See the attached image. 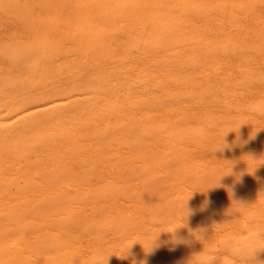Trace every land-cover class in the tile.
<instances>
[{
    "label": "bare ground",
    "instance_id": "bare-ground-1",
    "mask_svg": "<svg viewBox=\"0 0 264 264\" xmlns=\"http://www.w3.org/2000/svg\"><path fill=\"white\" fill-rule=\"evenodd\" d=\"M105 261L264 264V0H0V264Z\"/></svg>",
    "mask_w": 264,
    "mask_h": 264
},
{
    "label": "clouds",
    "instance_id": "clouds-1",
    "mask_svg": "<svg viewBox=\"0 0 264 264\" xmlns=\"http://www.w3.org/2000/svg\"><path fill=\"white\" fill-rule=\"evenodd\" d=\"M229 195H230V196L232 195V192H231L230 189H229ZM185 207H186V205H185ZM186 210H187V215H188V214H189V210L187 209V207H186ZM158 234H159V233H157V234L155 235V237L152 238V239L150 240V248H149V250H147L146 252H151V251L153 250V248L156 246L155 242H156V240H157ZM192 235H193V236L195 237V239H197V240H201V241H203V239H204V233H203V230H200V231H197V232H193ZM197 237H199V239H198ZM175 242H176V243H186L187 241H183V240H175ZM127 251H128V250H127ZM250 256H251V255H250ZM106 260H107V259H106ZM213 261H214V260H213ZM213 261H209L208 264H213ZM105 264H106V261H105ZM142 264H146V262H142ZM197 264H202V262H197Z\"/></svg>",
    "mask_w": 264,
    "mask_h": 264
},
{
    "label": "rangeland",
    "instance_id": "rangeland-1",
    "mask_svg": "<svg viewBox=\"0 0 264 264\" xmlns=\"http://www.w3.org/2000/svg\"><path fill=\"white\" fill-rule=\"evenodd\" d=\"M247 74L246 73H244V74H241V73H238V76L237 75H234L233 76V80H234V83H235V87L238 89V91H242L243 89V87H244V82H245V79H244V76H246ZM241 76H243V77H241ZM238 77V78H237ZM237 79H239V80H237ZM242 79V80H241ZM244 81V82H243ZM240 89V90H239Z\"/></svg>",
    "mask_w": 264,
    "mask_h": 264
}]
</instances>
